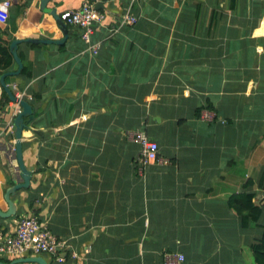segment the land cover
<instances>
[{"label": "crops", "instance_id": "1", "mask_svg": "<svg viewBox=\"0 0 264 264\" xmlns=\"http://www.w3.org/2000/svg\"><path fill=\"white\" fill-rule=\"evenodd\" d=\"M25 1L0 0L6 39L63 38L50 8L61 14L81 4L48 0L42 9L41 0ZM95 5L104 13L93 24L96 51L71 24L61 42L18 44L31 77L11 75L7 84L32 96L21 137L32 173L29 186L10 195L16 213L0 216V227L13 231L19 215L37 214L67 243L61 263L24 254L47 264H166L170 251L184 253L180 264H255L250 244L264 216L243 227L229 200L264 166V0ZM127 10L135 22H121ZM12 106L0 116L2 211L6 188L22 180L10 153ZM202 109L213 117L201 118ZM136 129L165 158L141 173ZM253 189L264 207V191Z\"/></svg>", "mask_w": 264, "mask_h": 264}, {"label": "built area", "instance_id": "2", "mask_svg": "<svg viewBox=\"0 0 264 264\" xmlns=\"http://www.w3.org/2000/svg\"><path fill=\"white\" fill-rule=\"evenodd\" d=\"M97 0H81V4L76 8H71L63 11L60 16L62 20L68 24L78 26L80 28V36L82 40L89 45L92 51H96L98 43L91 41L93 32V24L101 22L104 13L96 8ZM6 16V10L0 6V20L3 21ZM136 21V16L129 10L121 17L122 23H133ZM16 89V84H11ZM16 100L13 101L11 109L12 115H16L20 109V99L32 96L24 89H16L14 92ZM4 112L0 110V116ZM200 117L211 119L213 111L202 109ZM131 139L138 145L137 163L138 172H143L144 167L151 162H163L164 157L158 153V143L149 136L145 130L136 129L130 134ZM15 147L13 146L10 153L14 156ZM67 243L64 239L57 237L47 226V224L39 219L37 214H23L16 219V226L13 231H6L0 227V255L21 256L28 252L52 254L55 260L59 263L66 260L64 253ZM86 251L89 248H85ZM71 257H76L77 252L71 250ZM185 255L181 251H170L165 253L166 264H180L184 261Z\"/></svg>", "mask_w": 264, "mask_h": 264}, {"label": "water", "instance_id": "3", "mask_svg": "<svg viewBox=\"0 0 264 264\" xmlns=\"http://www.w3.org/2000/svg\"><path fill=\"white\" fill-rule=\"evenodd\" d=\"M48 0H41V7L42 9H47L46 3ZM50 13L56 18V20L59 22L60 27L63 29L64 37L60 39H52V38H46V37H25V38H13L10 41V50L13 54L14 60L17 64V68L6 70L0 75V85L4 88V90L7 92L9 98L11 101H15L16 97L13 93L12 86L7 84L6 77L11 75H17L20 73L23 61L21 57L18 54L17 47L18 44L22 41H28V42H34V43H50V42H61L65 37L67 36V26L66 22H64L60 16L59 13L56 12V9L54 7L50 8ZM63 24V25H61ZM21 105L20 111L14 116L13 118V125L12 128L15 132V150H14V158H16L18 166H19V177L22 179L20 181H17L13 183L12 185L8 186L6 188V191L4 193V198L8 203V208L6 210L0 209V216L2 217H9L11 215H14L16 213V206L14 202L12 201L10 195L13 194L17 189L21 187L29 186L30 184V178H31V170L24 164L23 161V150H22V131L25 127L28 126L29 119L33 117L32 113V104L30 101L26 98H21L19 101ZM28 117V118H26ZM20 261H37L40 264H47L44 257L40 254L35 255H22V256H16L11 261L6 262L0 259V264H13L15 262Z\"/></svg>", "mask_w": 264, "mask_h": 264}, {"label": "trees", "instance_id": "4", "mask_svg": "<svg viewBox=\"0 0 264 264\" xmlns=\"http://www.w3.org/2000/svg\"><path fill=\"white\" fill-rule=\"evenodd\" d=\"M29 2L30 0L25 1L26 4ZM68 25L69 24L66 23V26ZM3 32L5 31H0V75L6 70H11L14 61L13 54L9 47L11 37H7L6 39L1 35ZM29 43L30 45H38L37 43L33 42ZM18 53L22 61L24 60L20 74L24 75L26 77L25 79H29L31 77V69L29 67V63L25 60L24 54L21 51H19ZM7 78L8 76L6 77V82L8 83ZM12 90L14 93L15 90L13 88ZM1 92L0 110L5 112L8 109V107L6 106L9 103L10 98L3 87ZM28 100L31 101L32 98ZM254 184H256L257 188L264 191V166L261 167L259 175L257 177V181L255 183L252 179H247L244 188L231 194L230 196L229 204L234 207L236 212L240 215V223L243 227L248 226L250 223H258L259 219L264 216V207H262L254 200L257 194V189H253ZM31 202L32 201H30V203ZM259 223H261L262 225V233L257 240L253 241L250 244V247L255 264H264V222L260 221Z\"/></svg>", "mask_w": 264, "mask_h": 264}, {"label": "clouds", "instance_id": "5", "mask_svg": "<svg viewBox=\"0 0 264 264\" xmlns=\"http://www.w3.org/2000/svg\"><path fill=\"white\" fill-rule=\"evenodd\" d=\"M11 85V84H10ZM12 86V85H11ZM13 88V87H12ZM14 89V88H13ZM32 98V97H31ZM26 99H28V98H26ZM21 106V105H20ZM15 116V115H14Z\"/></svg>", "mask_w": 264, "mask_h": 264}]
</instances>
